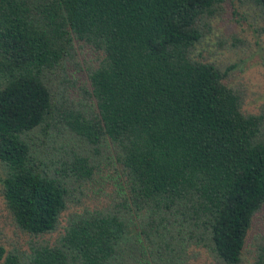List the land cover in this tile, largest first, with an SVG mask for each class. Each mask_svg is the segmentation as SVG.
Returning a JSON list of instances; mask_svg holds the SVG:
<instances>
[{
    "label": "trees",
    "instance_id": "obj_1",
    "mask_svg": "<svg viewBox=\"0 0 264 264\" xmlns=\"http://www.w3.org/2000/svg\"><path fill=\"white\" fill-rule=\"evenodd\" d=\"M226 3L264 35V0H0V196L34 238L0 264H264V111L192 56Z\"/></svg>",
    "mask_w": 264,
    "mask_h": 264
},
{
    "label": "rangeland",
    "instance_id": "obj_2",
    "mask_svg": "<svg viewBox=\"0 0 264 264\" xmlns=\"http://www.w3.org/2000/svg\"><path fill=\"white\" fill-rule=\"evenodd\" d=\"M232 9H234L232 6L224 4L219 14L212 17L203 29L201 27V37L193 46L192 56L213 62L222 70L226 69L227 74L223 77V83L241 94V111L255 114L260 108L264 111V35L254 27L249 17H244L240 9H237L240 15L232 14ZM77 56L80 59L89 58L83 48L78 51ZM100 182L101 186H105L110 182V178L102 176L98 178V184ZM77 197H81L82 204L71 207V211L68 212L79 211L84 204H89L88 198L82 195ZM65 213L60 216L55 230L35 240L41 241L44 238L49 243L54 241L65 223L67 216ZM31 240L34 238L13 227L0 196V245L5 252L12 248L27 252ZM262 240L264 242V210L253 216L248 228L245 241L248 245L244 253L246 259H249L247 250L255 247L256 241ZM182 247L184 249L182 264H214L213 258L204 248L199 249L186 244Z\"/></svg>",
    "mask_w": 264,
    "mask_h": 264
}]
</instances>
